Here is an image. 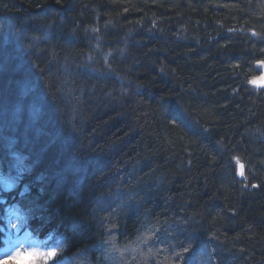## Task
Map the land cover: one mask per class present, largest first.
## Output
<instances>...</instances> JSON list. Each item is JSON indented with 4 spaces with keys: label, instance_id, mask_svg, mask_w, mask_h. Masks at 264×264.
Returning <instances> with one entry per match:
<instances>
[{
    "label": "trees",
    "instance_id": "trees-1",
    "mask_svg": "<svg viewBox=\"0 0 264 264\" xmlns=\"http://www.w3.org/2000/svg\"><path fill=\"white\" fill-rule=\"evenodd\" d=\"M84 1L0 0V171L23 177L33 199L25 198L24 191L17 193L34 210L33 236L60 248L44 264H138L142 236L153 245V240L162 243L159 264H264V192L250 198L241 194L235 168L217 157L222 142L217 145L199 124L212 126L227 113L221 101L229 91L216 90L217 84L204 78L211 76L207 66L238 72L245 85L248 76L255 75L254 63L264 59V0H89L103 9L99 17L86 12L89 25L84 23ZM43 4L50 5V21L37 33L26 27L22 15L32 13L28 22L39 27L35 15ZM188 13L197 18L184 19ZM203 17L215 24L220 20L221 31H212L199 19ZM67 18L80 21L79 29L91 41L90 30L111 38V48L103 52L97 51L96 41L88 42L89 53L93 51L87 61L97 62L102 53L106 57L98 65L104 75L94 72L84 87L63 81L69 71L61 66L76 63L67 58L81 40ZM235 21L238 27L226 29ZM54 27L60 28L57 35H67V47L54 43ZM248 29H255L262 40L248 38L245 43ZM132 30L144 31L146 39L137 40V46L145 48L126 41ZM196 30L202 32L199 42L203 38L210 44L217 37L215 59H198L199 48L190 40ZM186 38L184 46L176 40ZM18 39L19 44L24 40V47ZM47 47L49 56L41 55ZM52 56L57 61H51V70L44 66L36 75L44 71L38 92L24 85L27 77L19 78V65ZM229 57L232 63H226ZM4 67L9 71L3 72ZM188 74L198 79L190 81L184 77ZM184 83L197 88L188 102L173 92V84L182 90ZM18 86L22 96H12L10 90ZM84 103L90 105L83 111L79 105ZM253 111L264 127V104L253 106ZM231 121L232 131L225 136L240 129ZM262 135L264 131L254 132V140L259 143ZM184 151L195 156L200 152L210 166H197L196 158L184 157ZM122 162L121 170L117 166ZM6 209L11 205L0 199V247Z\"/></svg>",
    "mask_w": 264,
    "mask_h": 264
},
{
    "label": "bare ground",
    "instance_id": "bare-ground-1",
    "mask_svg": "<svg viewBox=\"0 0 264 264\" xmlns=\"http://www.w3.org/2000/svg\"><path fill=\"white\" fill-rule=\"evenodd\" d=\"M83 3L85 4V7L83 8V11L85 14L86 12H89L92 16L99 17L100 14L102 13V11L100 12L98 11L100 9L98 4L94 2H89V0H88V6H86L87 0H85ZM41 8H42V11L39 14L35 15V18L38 22L39 27L32 26V23L28 22V21L33 20L34 15L32 13L28 12V13H23L22 15L23 23H25L26 27L28 29H31L32 27L34 31L37 33L44 30L48 26L49 21H50V11H51L50 5L43 4ZM9 10L10 8L7 7V12H9ZM90 14H86L87 18H85V21H84L86 25L91 24V21H88L90 19ZM183 18L189 19V18H197V17H193V15L188 13V15L183 16ZM199 19H201L202 21H207V23H209V27L214 32L221 31L220 27H223L219 24L220 20H218V22L215 24L213 22H209V20H206L207 19L206 17L199 18ZM66 23L69 25L72 32L79 33V37L81 38V40L77 42L75 47L70 48L71 50L69 53L70 56L67 58L69 60L75 61L76 63H72V64H65V62L62 63V64H65L61 66L62 70H67L70 72V73L65 72V75H67V78H64L63 81L67 85L73 86L75 88L84 87L85 85L89 84L92 81L94 72H98L104 75L102 71L99 72L98 69H100V67H98V65L103 63V59L104 57H106V54H103V53L100 54V56H98L97 62H93L92 58L89 61H87L86 57L89 56L91 52L93 51L92 50L89 53L90 47L88 45V42H90L91 40L87 39L84 36L83 31L79 29V26L81 23L80 21L74 22L72 21L71 18H67ZM144 26L145 25L142 24L139 27L142 28ZM238 26L239 24L235 21V22H232L230 25H227L226 29L230 30ZM226 29H224L225 33H226ZM57 30H60V28L54 27V35L57 36L54 43H57L61 48L67 47L68 44L65 42L67 35L64 33H59L57 35L56 34ZM143 32L144 31H141V30H136V31L132 30L129 36L125 35L124 37L127 38L126 41L128 43L135 44V46L138 49H142V48H145L146 46H137L139 45V42H137V40H139L140 38L146 39V36L144 35ZM231 33H233V30L229 33V35ZM198 34L202 36V32L198 30L195 31L194 35L192 34L190 36L191 43L195 44L199 48L198 59L200 61L204 60L205 56L207 55H209L212 59H215L217 55L215 51L216 49L214 47L215 42L213 41V39H216L217 37L215 36L213 39H210V44H208V42L203 40V38H201V41L199 42L200 37L198 36ZM244 34H245V37H244L245 43L248 38L250 39L252 38L255 41H257V39L259 41L262 40L260 39L255 29H252V30L248 29L247 31L244 30ZM151 35H152V32H151ZM90 36L94 37L92 39L93 41H91L92 43H94V41L98 43L97 51L103 52L104 49L108 50L111 48V44H110L111 38L108 34L100 33V31L94 32L90 30ZM116 36L119 37V34H116ZM149 39H152V37H150ZM187 39L188 38L176 39V40L180 42L181 46H184L185 43L187 42ZM19 42L20 40L18 39V44ZM81 42L82 44L80 45ZM123 42L124 40L121 41V43ZM160 42L162 46L165 45V42L163 41H160ZM7 44L11 47L14 46V42L12 43L11 41H8ZM50 44L51 42L47 41L46 46ZM19 46L24 47V40L21 41ZM11 47L9 49H11ZM48 47L45 49V52L43 50L41 55L49 56L48 52H50V49ZM153 53L155 56L158 55L157 51H154ZM170 56H171V60L176 59L175 54H172ZM50 58L38 57L36 59H28L26 61L27 64L25 66L19 65L18 67L19 69L17 72L19 75V78L27 77L24 81V83L26 84L24 85L26 86L29 85L31 88L34 89V91L35 90L37 91L39 86H41L40 80L42 79V76H44V71L42 72V76H36L39 72V68L44 69V66H47V70H51L50 67H53L51 66L52 62L57 61L56 56H52ZM118 59H119V56H118ZM227 62L232 63V59L230 57L228 59L226 58V63ZM37 63L38 65H31V64H37ZM203 64L204 66H207L205 64V61L203 62ZM54 67L58 71L61 70L60 67L56 63L54 64ZM207 67L211 68V70L209 71L211 76L210 78L209 76L208 77L204 76V78L213 81L215 85L217 84L216 90H220L221 88L225 87L221 91L223 92L229 91L227 92L226 96H223L224 99L221 101L226 104L227 109L225 112L227 113L224 114L223 119H221L219 122H217L216 124L212 126H205L204 123H199L203 127L201 130L203 132L208 133L210 137L217 139L216 141L217 145H219V141L222 142V144L219 145L221 146L222 151L220 150L216 151L217 157L218 158L224 157L225 160H228V162H230L232 168L233 167L235 168V172L233 170V174L236 175L235 183H236L237 188L240 189L241 194L248 198L252 196H259V191L264 192V177L262 176V174H260L261 172H264V149L260 147V146L264 147V135H262L261 140L259 141V143H257L254 140V132L264 131V127H262V125L259 124L260 123L259 121H258L259 123L257 122V120L260 118L257 115H255V112L253 111V106H260L261 104H264V59L258 60L254 63L255 75H253L252 78H250L251 75L248 76L247 78L248 82L245 85H243L241 76L239 75L238 72H236V74H231L234 72H230L229 70L223 71L222 68L220 67L218 68L216 66L214 67L207 66ZM2 71L7 72L9 71V68L4 67ZM48 72L49 71H47V73ZM58 77L62 78L59 74H58ZM184 77L190 81H196L198 79V77L194 74H188ZM108 78L110 79V76H108ZM252 81H256V83L254 84L252 83ZM204 83L205 81H203V84ZM57 87H58V83L56 81L55 83L56 90H57ZM210 87H213V86H209V88ZM98 88L103 91H106L102 85H98ZM227 88H229V90H227ZM208 90L210 91V89ZM211 90L213 91L214 89H211ZM10 91H11L12 96L16 94L20 97L22 96V92H21L22 86H18ZM196 91H197V88L193 87L191 83H184V87L182 90H180L179 87H177V85L173 84V92L180 95L187 102L192 100V96H196V93H197ZM203 93L204 94L207 93L206 95L210 94L208 93L207 90L204 91ZM259 98H260V101L257 100ZM89 105L90 103L80 104L79 108L83 109L84 111V109L86 107H89ZM104 107L110 110L109 107L107 106H104ZM76 118L77 120L79 119L78 115L76 116ZM74 119H71L73 124L76 122ZM231 120H233L234 123H237L238 126H240V129L238 131L231 132V135L229 136H225L227 132L232 131V128H229L231 127V125L229 124ZM261 124H264V122H261ZM79 133H82V132H79ZM72 134H76V131H73ZM51 143L53 142L51 141ZM205 146L206 145H204V147ZM26 152L27 153L29 152V149H27V147H26ZM182 153H184L183 156L186 157L185 154L187 153L185 151ZM199 153L200 152H198L196 156L193 154H187V156L195 157L197 161V166L199 167H203L204 165L210 166L208 163H204V160L201 159L202 157H200L201 155ZM178 154L181 155L180 152ZM247 161L251 163L252 165L257 166V168L255 170L250 169V166ZM117 167L118 169L122 170L124 167V162H122L121 165ZM142 167L143 166H141L137 172H141ZM169 168L173 169L174 166L170 165ZM178 169L179 168H176L177 172H178ZM241 171H243L244 173L243 177L240 175ZM152 172H154V169H152ZM142 174H145V173L142 172ZM126 177L131 178V175H127ZM166 177L169 181L168 174ZM168 181L165 182V186H167ZM174 182H178V179H174ZM26 184L30 186L27 182ZM18 190H20L21 192L24 191L23 195L28 200L33 199L30 189L26 188L24 184V179L20 174H11V173H5V172L0 171V192L3 193L0 196V199H3L5 204L11 205V210L14 211V213L20 218V224H18L17 229H20V227H22L23 232L33 234L34 226H33V221H32L33 220L32 213L34 212V210L32 211L29 207L26 206L27 204L25 203V201H22L20 199L19 194L17 193ZM7 193L11 194V198L7 197L8 196ZM29 240L31 242L34 241L33 238Z\"/></svg>",
    "mask_w": 264,
    "mask_h": 264
},
{
    "label": "rangeland",
    "instance_id": "rangeland-1",
    "mask_svg": "<svg viewBox=\"0 0 264 264\" xmlns=\"http://www.w3.org/2000/svg\"><path fill=\"white\" fill-rule=\"evenodd\" d=\"M10 224L8 228V243L6 248L1 252L0 258H13L19 261L21 264H35L34 260L32 259L31 254L33 253H42L45 254L46 252L40 251V247L38 245L32 244L28 237L25 236H19V235H25L20 232V229L15 230V224L13 223L12 217L10 219ZM155 230L152 229V232L149 233L150 238L153 239ZM142 248L140 249L135 256L138 260V264H144L151 262L152 264H159L158 262H161V259H158V254L161 249V244L158 243L157 240H153L154 245L152 244V241H150L144 236H142ZM149 243L151 245H149ZM52 249L54 252L58 250V248L53 247ZM134 258V259H135ZM158 261V262H157ZM170 261V260H169ZM162 263V262H161ZM127 264H133L131 262H127Z\"/></svg>",
    "mask_w": 264,
    "mask_h": 264
},
{
    "label": "clouds",
    "instance_id": "clouds-1",
    "mask_svg": "<svg viewBox=\"0 0 264 264\" xmlns=\"http://www.w3.org/2000/svg\"><path fill=\"white\" fill-rule=\"evenodd\" d=\"M56 255H57V253L54 252V251L53 252H48L46 254H42V253H33V254H31L32 259L34 260L35 264H40V262L42 260H45L46 257L55 258Z\"/></svg>",
    "mask_w": 264,
    "mask_h": 264
},
{
    "label": "snow or ice",
    "instance_id": "snow-or-ice-1",
    "mask_svg": "<svg viewBox=\"0 0 264 264\" xmlns=\"http://www.w3.org/2000/svg\"><path fill=\"white\" fill-rule=\"evenodd\" d=\"M252 83H254V84H255V83H256V81H252ZM240 175H241L242 177L244 176V173H243V171H241V172H240ZM245 178H246V177H245Z\"/></svg>",
    "mask_w": 264,
    "mask_h": 264
}]
</instances>
